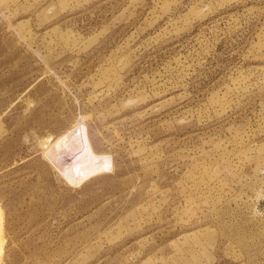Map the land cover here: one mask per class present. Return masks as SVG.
Returning <instances> with one entry per match:
<instances>
[{
  "label": "rangeland",
  "instance_id": "rangeland-1",
  "mask_svg": "<svg viewBox=\"0 0 264 264\" xmlns=\"http://www.w3.org/2000/svg\"><path fill=\"white\" fill-rule=\"evenodd\" d=\"M0 264H264V0H0Z\"/></svg>",
  "mask_w": 264,
  "mask_h": 264
}]
</instances>
